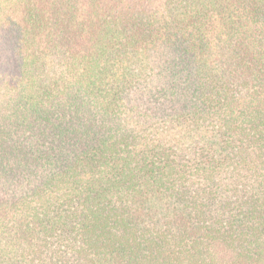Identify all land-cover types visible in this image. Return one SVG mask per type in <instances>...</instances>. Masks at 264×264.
Returning <instances> with one entry per match:
<instances>
[{
    "label": "trees",
    "instance_id": "trees-1",
    "mask_svg": "<svg viewBox=\"0 0 264 264\" xmlns=\"http://www.w3.org/2000/svg\"><path fill=\"white\" fill-rule=\"evenodd\" d=\"M0 264H264V0H0Z\"/></svg>",
    "mask_w": 264,
    "mask_h": 264
}]
</instances>
